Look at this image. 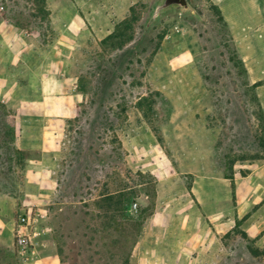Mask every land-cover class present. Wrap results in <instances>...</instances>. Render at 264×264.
I'll return each mask as SVG.
<instances>
[{"label": "rangeland", "instance_id": "1", "mask_svg": "<svg viewBox=\"0 0 264 264\" xmlns=\"http://www.w3.org/2000/svg\"><path fill=\"white\" fill-rule=\"evenodd\" d=\"M162 1L0 0V20L27 32L41 54L68 60L84 94L58 177L26 210L46 215L39 240L57 249L62 264H134L156 204L169 202L178 220V210L194 204L196 177L233 176L235 188L264 164V117L231 60L234 43L218 6L188 0L190 11L157 13ZM6 58L0 43V61ZM10 112L0 109V174L13 156ZM34 160L15 155L16 180L0 178L16 195V220L25 212L23 191L39 192L24 176ZM117 193L129 198L118 211L116 198L107 201ZM263 205L257 198L245 217L236 202L224 206L221 220H234V228L218 235L214 264H264ZM126 215H142L141 230ZM7 255L0 250V264Z\"/></svg>", "mask_w": 264, "mask_h": 264}, {"label": "crops", "instance_id": "2", "mask_svg": "<svg viewBox=\"0 0 264 264\" xmlns=\"http://www.w3.org/2000/svg\"><path fill=\"white\" fill-rule=\"evenodd\" d=\"M213 1L244 62L247 80L258 85L255 94L264 114V0ZM0 43L5 44L7 54L6 60L0 61V103L16 115L15 147L36 157L29 161L24 176L37 183L39 192L23 191L26 211L42 195L45 181L58 177L67 155L65 139L72 127L74 135L77 133L82 120L84 94L78 90L68 60L41 54L29 34L9 21L0 20ZM191 192L194 204L179 209L178 220L169 202L156 204L133 252L134 264H214L220 246L218 235L234 228V220H221L224 206L236 202L238 216H248L255 200L264 199V164L237 181L235 188L230 179L218 175L196 177ZM16 201L0 191V250L8 253L4 264H62L57 249L44 240H38L36 253L29 260L14 258Z\"/></svg>", "mask_w": 264, "mask_h": 264}, {"label": "trees", "instance_id": "3", "mask_svg": "<svg viewBox=\"0 0 264 264\" xmlns=\"http://www.w3.org/2000/svg\"><path fill=\"white\" fill-rule=\"evenodd\" d=\"M220 12V11H219ZM220 15H221V13H220ZM221 18H222V20H223V22H224V24L227 26V24L225 23V21H224V19H223V17L221 16ZM227 28H228V26H227ZM230 32V31H229ZM231 35V34H230ZM231 39H232V41H233V38H232V36H231ZM234 43V42H233ZM234 50H233V56L231 57V60L234 62V65H235V67L239 70V72L241 73V74H244L246 77H247V79H248V74H247V70H246V67H245V65H244V62L242 61V59H241V57H240V55H239V53H238V51H237V49L235 48V45H234ZM246 79V80H247ZM248 85L249 86H251L252 88H253V90H254V93H255V87H257L258 85L257 84H255V85H252L250 82H249V80H248ZM255 98L257 99V102H258V104H259V106H260V103H259V101H258V98H257V96H256V94H255ZM6 105H4V104H2V103H0V109H2L3 111H4V115H6V116H9L10 115V110L7 108V107H5ZM260 108H261V106H260ZM261 112H262V109H261ZM262 114H263V112H262ZM14 115H15V113H14ZM263 117H264V114H263ZM10 123H12V131L10 132V131H8L7 132V134H12V137H13V146L11 147V150H12V157L10 156V157H6V159H5V162H6V168H5V170H3L2 171V174H0V178H1V176H3V178L4 179H11V181L12 180H16V174H15V170H14V167H15V165H14V161H13V157L16 155V156H20V155H26V154H23L22 152H20L16 147H15V119H11V122ZM3 132H5L4 130H3ZM18 176V175H17ZM20 176V175H19ZM18 176V177H19ZM225 178H227V179H230L231 181H232V185H233V187H234V177L233 176H225ZM5 187V186H4ZM8 187H5V188H3V187H0V191H2V192H4V193H6V194H10L11 196H14V197H16V195L14 194V192H13V189L11 188V190H6ZM125 192V191H124ZM114 196H116V197H114ZM107 201H108V204L109 203H111V201L114 199V198H116L117 200V211L120 209V207H125L126 205V203L129 201V198L124 194V193H117V194H110V195H107ZM123 210H125V209H123ZM127 216V218H124L123 220L125 221V222H130V223H133L136 227L138 226V228H139V230H141V228H142V226H143V224H144V221L146 220V219H144L143 217H142V215H140L137 219L135 218V217H133V216H131V215H126ZM137 243V240H135V241H133V246L135 245ZM14 252H15V250H14ZM15 254H16V252H15ZM16 256L18 257V255L16 254ZM123 264H129V259H125V261H124V263Z\"/></svg>", "mask_w": 264, "mask_h": 264}, {"label": "built area", "instance_id": "4", "mask_svg": "<svg viewBox=\"0 0 264 264\" xmlns=\"http://www.w3.org/2000/svg\"><path fill=\"white\" fill-rule=\"evenodd\" d=\"M138 209L139 206L134 204L132 211L138 212ZM45 217L40 213L25 211L15 221L14 250L21 260L27 261L35 255L38 240L47 230V227L40 225V219Z\"/></svg>", "mask_w": 264, "mask_h": 264}, {"label": "water", "instance_id": "5", "mask_svg": "<svg viewBox=\"0 0 264 264\" xmlns=\"http://www.w3.org/2000/svg\"><path fill=\"white\" fill-rule=\"evenodd\" d=\"M173 7L190 11V5L188 0H163L162 4L157 9V13H160L161 11H165Z\"/></svg>", "mask_w": 264, "mask_h": 264}]
</instances>
